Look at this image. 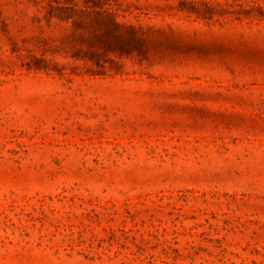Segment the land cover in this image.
Instances as JSON below:
<instances>
[{
    "label": "rangeland",
    "instance_id": "1",
    "mask_svg": "<svg viewBox=\"0 0 264 264\" xmlns=\"http://www.w3.org/2000/svg\"><path fill=\"white\" fill-rule=\"evenodd\" d=\"M0 264H264V0H0Z\"/></svg>",
    "mask_w": 264,
    "mask_h": 264
}]
</instances>
